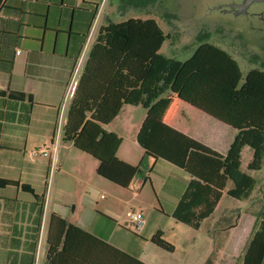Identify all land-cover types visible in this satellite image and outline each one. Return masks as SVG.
I'll return each mask as SVG.
<instances>
[{
	"label": "crops",
	"instance_id": "1",
	"mask_svg": "<svg viewBox=\"0 0 264 264\" xmlns=\"http://www.w3.org/2000/svg\"><path fill=\"white\" fill-rule=\"evenodd\" d=\"M102 16L107 23L108 13L96 0L0 3V90L4 91L0 94V180L8 181L0 183V264H48L51 214L83 229L71 231L66 250L92 252L89 260L95 264H114L110 248L97 243V239L146 264H241L246 243L264 219V178L260 179L264 163L260 169L250 170L258 172L256 176L247 173L256 180L248 198L229 196L227 190L233 183L228 180L212 212L200 217L205 202L214 199L217 188L164 158L145 153L136 139L146 116L141 105H122V118L116 119L119 112L104 125L121 137L118 158L138 166L128 186L99 175L98 160L65 141L64 127L53 150L51 143L67 85L92 26L95 24L88 51L104 25L100 23ZM187 131L220 153H226L236 134L233 127L204 113ZM41 147L46 151L34 153ZM105 182L111 198L103 202L102 213L80 220L77 186L84 184L91 189L107 186ZM128 191L139 207L135 212L143 214L144 223L138 232L118 220L115 199L127 203L122 196ZM194 193H201L199 201L194 202ZM241 201L249 202L250 207H239ZM181 203L178 218L174 212ZM156 235L170 243L173 250L154 243ZM98 251L102 253L95 254Z\"/></svg>",
	"mask_w": 264,
	"mask_h": 264
},
{
	"label": "trees",
	"instance_id": "2",
	"mask_svg": "<svg viewBox=\"0 0 264 264\" xmlns=\"http://www.w3.org/2000/svg\"><path fill=\"white\" fill-rule=\"evenodd\" d=\"M169 37L152 17H129L101 25L70 101L63 139L96 158L99 175L126 187L138 166L118 158L116 151L121 137L104 125L118 115L122 105H141L146 109V116L136 139L145 153L164 158L217 188L214 199L205 202L206 208L200 214L205 217L212 212L228 180L233 186L227 194L237 199L248 198L255 186V178L240 170V157L247 145L253 150L248 169L258 170L263 163L264 69L252 68L243 74L230 52L208 41L199 42L184 60L162 54L160 48ZM202 113L236 130L226 153L189 135L187 130ZM143 164L142 161L140 165ZM0 183L8 181L0 180ZM193 196L194 202L201 199V193ZM182 206L183 203L178 205L174 216L179 218ZM82 230L51 214L48 264L67 261L95 264L89 260L92 252L66 250L71 231ZM60 239H63L61 243ZM153 241L166 250H173L160 235L154 236ZM97 243L110 248L114 264H127V261L146 264L99 239ZM263 254L264 219L246 243L241 264H261Z\"/></svg>",
	"mask_w": 264,
	"mask_h": 264
},
{
	"label": "rangeland",
	"instance_id": "3",
	"mask_svg": "<svg viewBox=\"0 0 264 264\" xmlns=\"http://www.w3.org/2000/svg\"><path fill=\"white\" fill-rule=\"evenodd\" d=\"M96 1L101 3L104 13H108V21L119 22L129 17L156 19L163 30L170 34L160 48L162 54L183 60L193 52L199 42L208 41L229 51L237 59L243 74L252 68L264 69V2L251 3L245 10L234 12L226 4L228 0ZM103 16L100 23L104 24ZM121 118L120 112L116 119ZM251 157L250 147L244 146L241 151L240 170L256 176L258 172L247 168ZM263 178L264 176L260 178L261 181ZM105 183L107 186L98 185L91 189L84 184L77 186V215L80 220L102 213L103 202L111 198L108 182ZM131 196V191L122 196L127 203L120 199L115 200L120 224L135 231L130 224V218L131 213L139 210V207L131 200ZM245 206L250 207L249 202L245 204L241 201L239 207Z\"/></svg>",
	"mask_w": 264,
	"mask_h": 264
},
{
	"label": "built area",
	"instance_id": "4",
	"mask_svg": "<svg viewBox=\"0 0 264 264\" xmlns=\"http://www.w3.org/2000/svg\"><path fill=\"white\" fill-rule=\"evenodd\" d=\"M94 29H95V24L92 26V28L90 30L88 39H87V41H86V43L82 49L80 56L78 57V59L76 61V64L74 66V69H73V72H72V75L70 78V81H69L67 88H66L64 100H63L61 110H60V113H59V116H58L57 122H56V129L54 132L53 142L51 143L54 151L57 147L59 138L62 134L63 127L66 123L65 110L67 107V103H68L69 99L72 97L74 90H75V87H76V84L78 82V79L80 77L82 67H83V64L86 60V56L88 53L89 40H90V38L94 32ZM17 52H19V50H17ZM45 151H46L45 147H41V148L37 149L36 151H34V153L45 152ZM143 223H144V219H143V214L141 212L131 213L130 224L135 231H137V232L140 231V229L143 226Z\"/></svg>",
	"mask_w": 264,
	"mask_h": 264
},
{
	"label": "flooded vegetation",
	"instance_id": "5",
	"mask_svg": "<svg viewBox=\"0 0 264 264\" xmlns=\"http://www.w3.org/2000/svg\"><path fill=\"white\" fill-rule=\"evenodd\" d=\"M264 2V0H228L226 2L229 8L234 12H241L245 10L251 3ZM109 20L108 22H110Z\"/></svg>",
	"mask_w": 264,
	"mask_h": 264
}]
</instances>
